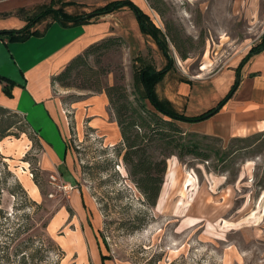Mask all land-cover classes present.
<instances>
[{
    "label": "rangeland",
    "instance_id": "374dc122",
    "mask_svg": "<svg viewBox=\"0 0 264 264\" xmlns=\"http://www.w3.org/2000/svg\"><path fill=\"white\" fill-rule=\"evenodd\" d=\"M104 1L90 0L91 7L114 0ZM147 1L154 24L170 34V59L141 34L135 14L122 11L110 36L121 45L90 61L105 72L104 86L121 84L131 93L139 55L157 69L171 60L172 76L201 83L224 69L245 39L260 37L257 44L264 36V0ZM55 90L69 128L62 173L22 116L0 112V242L13 259L19 247L18 259L27 254L30 264H102L101 248L111 258L106 264H264V130L230 139L202 134L210 159L169 158L150 207L123 160L107 99L79 87ZM83 223L93 233L86 235Z\"/></svg>",
    "mask_w": 264,
    "mask_h": 264
},
{
    "label": "crops",
    "instance_id": "0c3cea01",
    "mask_svg": "<svg viewBox=\"0 0 264 264\" xmlns=\"http://www.w3.org/2000/svg\"><path fill=\"white\" fill-rule=\"evenodd\" d=\"M63 1L72 2L65 10L73 15L89 14L94 10L90 0ZM132 1L148 13L147 0ZM49 2L0 0V30L25 27L27 17L33 10ZM122 11L130 10L124 8L96 18L90 24L67 27L49 17L37 25L41 34L25 42L9 43L0 39V75L15 82L12 98L4 94V85L0 82V106L22 115L38 132L47 157L61 173L70 153V150L66 151L69 128L60 115L61 103L54 92L52 79L90 45L110 37L114 33L113 18L124 13ZM138 28L140 30L139 24ZM259 39H245L240 53L214 77L201 83H188L170 72L157 87L159 97L170 101L177 111L191 117L216 107L231 90L240 63ZM241 76L238 90L220 107L219 112L205 121L186 123L189 132L230 139L264 130V51L243 66ZM100 95L108 102L106 94ZM62 156L65 161L61 160ZM67 171H70L69 164ZM82 231L86 235L93 233L85 223L82 224Z\"/></svg>",
    "mask_w": 264,
    "mask_h": 264
},
{
    "label": "trees",
    "instance_id": "16d2710c",
    "mask_svg": "<svg viewBox=\"0 0 264 264\" xmlns=\"http://www.w3.org/2000/svg\"><path fill=\"white\" fill-rule=\"evenodd\" d=\"M70 4L72 2L50 0L49 3L38 6L33 10L32 14L27 17L25 27L0 30V39L7 40L9 43L25 42L31 37L41 34V31L37 29V25L49 17L66 27L79 26L90 24L94 19L101 16L129 8L136 16L142 34L152 38L159 49L162 50L164 56L170 59L168 52L169 32L166 33L163 29L157 27L150 15L132 0H114L96 8L89 14L81 15H73L67 12L65 8ZM172 41L178 47L175 40L172 39ZM121 43V38L109 37L90 45L83 53L73 58L63 71L53 77L52 85L54 92L56 91V85H59L64 88L79 87L85 90H94L98 94H106L109 102L108 110L112 112L120 129L121 151L124 152L123 160L129 168V175L143 195L145 202L150 207H154L157 205L161 194L169 158L178 156L180 159L185 157L210 159V155L203 149L200 141V138L206 136L186 132L181 123L202 122L219 112L220 107L238 90L242 81L241 70L243 66L253 56L264 51V36L251 47L247 56L240 63L237 69L236 81L228 95L217 107L192 117L180 113L170 101L162 99L158 95L157 87L171 71V60L163 69H157L152 62L142 55L136 56L133 60L135 83L131 93L121 84L103 85L101 74L105 72L95 70L90 61L100 52L101 56L105 55L113 47L120 46ZM187 57V54H182L183 59H187ZM97 61L101 63L102 59ZM79 77L84 78L85 82L82 86L76 85V80ZM0 82L4 85V94L12 98L15 82L1 75ZM7 110L9 109L0 106V112ZM22 118L41 141L38 132L29 125L23 116ZM68 150H70V145L66 141V151ZM46 248L49 256H53L55 253L54 243L49 242ZM9 250L8 243L0 242V264H30L27 254L22 253V256L18 259L19 247L16 248V258L14 259ZM100 255L102 264H106L111 259L109 255H105L101 251V248ZM55 257L58 258L59 255H55Z\"/></svg>",
    "mask_w": 264,
    "mask_h": 264
},
{
    "label": "bare ground",
    "instance_id": "6f19581e",
    "mask_svg": "<svg viewBox=\"0 0 264 264\" xmlns=\"http://www.w3.org/2000/svg\"><path fill=\"white\" fill-rule=\"evenodd\" d=\"M186 185H187V188L189 189V187L192 185V181L191 180L187 181ZM34 190H35V188H34ZM161 202H162V200L160 199L159 203H161Z\"/></svg>",
    "mask_w": 264,
    "mask_h": 264
}]
</instances>
